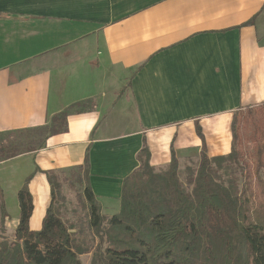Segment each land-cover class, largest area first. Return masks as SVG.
I'll return each mask as SVG.
<instances>
[{"label":"crops","instance_id":"obj_1","mask_svg":"<svg viewBox=\"0 0 264 264\" xmlns=\"http://www.w3.org/2000/svg\"><path fill=\"white\" fill-rule=\"evenodd\" d=\"M83 102L91 109L70 115L44 148L0 161L7 235L29 176L38 232L46 172L87 157L106 212L144 146L156 169L172 154L198 160L203 147L228 155L233 114L264 104V0H0V134L46 127Z\"/></svg>","mask_w":264,"mask_h":264},{"label":"trees","instance_id":"obj_2","mask_svg":"<svg viewBox=\"0 0 264 264\" xmlns=\"http://www.w3.org/2000/svg\"><path fill=\"white\" fill-rule=\"evenodd\" d=\"M91 104L76 103L43 128L0 134V161L44 148L48 138L66 132L70 115L88 111ZM231 135L228 155L209 158L203 147L183 180L173 154L165 168L156 169L144 146L138 168L123 179L119 210L108 218L91 190L86 157L82 166L45 173L50 203L40 231H30L29 176L17 193L13 241L0 242V264H81L79 257L88 254L84 235L61 216V184L69 181L65 172L81 186L85 225L98 238L90 264H264V104L236 111ZM7 218L0 189L2 235Z\"/></svg>","mask_w":264,"mask_h":264},{"label":"rangeland","instance_id":"obj_3","mask_svg":"<svg viewBox=\"0 0 264 264\" xmlns=\"http://www.w3.org/2000/svg\"><path fill=\"white\" fill-rule=\"evenodd\" d=\"M134 109L133 105L127 106L125 108L124 105V111L127 109ZM130 109V112L132 111ZM131 118V117H130ZM247 148H251L250 145H248ZM199 159H192L188 161H183L179 162V168H180V177L183 180L184 179V172L185 168H193L195 165L198 163ZM65 178H68V182H63L61 184V197L63 198L64 201L61 202V216L66 222L71 224V230L82 233L84 235V245L88 249V254L82 255L79 257V260L81 264H90L91 262V256L93 253V249L96 247L98 243V238L95 237L88 229L87 226L85 225V220H86V210L84 208V201L83 197L81 195L82 188L80 185H78L74 179H70L68 176V173L65 172L63 174ZM262 179H264V169L262 170L261 173ZM255 182V181H254ZM252 192L254 194L258 193L257 188L252 186ZM109 207V208H108ZM107 208L109 209L105 211L101 210V213L106 216L107 218L116 214L119 210V202L117 205H112V207L108 206ZM120 236V234L118 235ZM4 238V242L6 244H10L13 241L12 235H7L6 232L2 235L0 232V242Z\"/></svg>","mask_w":264,"mask_h":264}]
</instances>
